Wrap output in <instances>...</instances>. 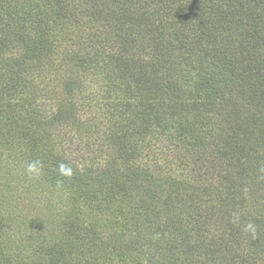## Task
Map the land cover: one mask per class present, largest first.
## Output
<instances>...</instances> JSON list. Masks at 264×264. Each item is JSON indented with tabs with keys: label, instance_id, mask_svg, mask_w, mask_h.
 <instances>
[{
	"label": "trees",
	"instance_id": "1",
	"mask_svg": "<svg viewBox=\"0 0 264 264\" xmlns=\"http://www.w3.org/2000/svg\"><path fill=\"white\" fill-rule=\"evenodd\" d=\"M263 12L0 0V264H264ZM92 80L113 102L104 130L80 117ZM101 131L103 161L83 164L75 139L95 153Z\"/></svg>",
	"mask_w": 264,
	"mask_h": 264
},
{
	"label": "rangeland",
	"instance_id": "2",
	"mask_svg": "<svg viewBox=\"0 0 264 264\" xmlns=\"http://www.w3.org/2000/svg\"><path fill=\"white\" fill-rule=\"evenodd\" d=\"M168 12V11H167ZM262 18H263V22L259 23L258 26V33H259V40L258 44H261V42L264 44V12L262 14ZM251 43H253V39H249ZM151 55H148L145 60L148 62L150 59ZM197 71V70H196ZM175 76L177 77H182L184 78V75H190L195 77V71H192V69H180L177 72H174ZM198 73V72H197ZM181 75V76H178ZM103 90L99 89V86L97 85V83H95L94 80H92V82L90 83V85L85 89V92H83V96H85L84 98H81L79 100V105L81 107V113H80V117L81 119H91L94 122H100L101 120H104L103 123V128L102 130H104V128L108 125H110L113 120H111V117H109L110 114V110H112V103L109 100H106L103 96ZM110 119V120H109ZM110 121V122H109ZM103 131H101L99 134H96L95 137H91L89 138V141H97L96 145H95V153L94 151L92 152L91 150L86 149V147H84V143L80 142L79 139H75L74 143V149L73 152L75 154H79V155H83L84 157H86L87 159L83 161V164H91L93 162V159L99 160V159H103V154H101V157L99 156L100 153H98V147L99 145H97L98 141L101 142L102 140H100L99 138L102 136ZM90 151V152H87ZM97 150V151H96ZM255 153V150H254ZM103 161V160H102ZM176 165L179 164L178 161L174 162ZM175 168H177V166H175ZM183 166H180L178 168V172H182L183 171ZM4 232L6 234H11L12 239L15 241V243H18L21 241V239L24 241V236L21 231H18V229L14 226V225H10V223H7L4 225ZM28 242V241H27ZM26 243V242H24ZM23 243V244H24Z\"/></svg>",
	"mask_w": 264,
	"mask_h": 264
},
{
	"label": "clouds",
	"instance_id": "3",
	"mask_svg": "<svg viewBox=\"0 0 264 264\" xmlns=\"http://www.w3.org/2000/svg\"><path fill=\"white\" fill-rule=\"evenodd\" d=\"M40 167L41 166H40L38 161H33V162L29 163L27 165V169H26L27 174L29 175V177L30 178L39 177V175H40ZM64 167H65L64 165L60 166L61 174H64ZM239 220H240L239 212H233V214H232V223L238 224ZM242 230L244 232H246V233L251 234V236L253 238H255L256 234H257V225L250 221V222H248L247 224H245L243 226Z\"/></svg>",
	"mask_w": 264,
	"mask_h": 264
}]
</instances>
